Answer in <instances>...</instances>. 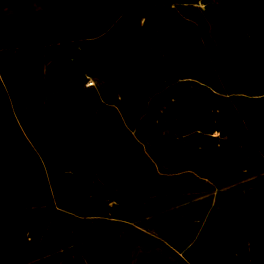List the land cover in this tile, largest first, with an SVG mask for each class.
<instances>
[{
  "label": "rangeland",
  "instance_id": "374dc122",
  "mask_svg": "<svg viewBox=\"0 0 264 264\" xmlns=\"http://www.w3.org/2000/svg\"><path fill=\"white\" fill-rule=\"evenodd\" d=\"M0 264H264V0H0Z\"/></svg>",
  "mask_w": 264,
  "mask_h": 264
},
{
  "label": "water",
  "instance_id": "95a60500",
  "mask_svg": "<svg viewBox=\"0 0 264 264\" xmlns=\"http://www.w3.org/2000/svg\"><path fill=\"white\" fill-rule=\"evenodd\" d=\"M94 57H95V55L91 54L89 56H85V57L80 58L76 62L77 68L84 74H86L89 71L96 70L98 68V66L93 63ZM130 215H131L130 209L119 207L116 211V217L117 218L122 219V218L129 217Z\"/></svg>",
  "mask_w": 264,
  "mask_h": 264
},
{
  "label": "clouds",
  "instance_id": "9594fccd",
  "mask_svg": "<svg viewBox=\"0 0 264 264\" xmlns=\"http://www.w3.org/2000/svg\"><path fill=\"white\" fill-rule=\"evenodd\" d=\"M94 80L92 79L91 76L87 77V82L84 84V89L87 90L89 88H91L94 85Z\"/></svg>",
  "mask_w": 264,
  "mask_h": 264
}]
</instances>
